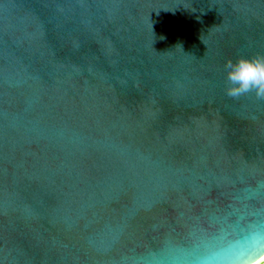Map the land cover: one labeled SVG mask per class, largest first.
<instances>
[{
  "label": "water",
  "instance_id": "1",
  "mask_svg": "<svg viewBox=\"0 0 264 264\" xmlns=\"http://www.w3.org/2000/svg\"><path fill=\"white\" fill-rule=\"evenodd\" d=\"M264 0H0V264H259Z\"/></svg>",
  "mask_w": 264,
  "mask_h": 264
},
{
  "label": "clouds",
  "instance_id": "2",
  "mask_svg": "<svg viewBox=\"0 0 264 264\" xmlns=\"http://www.w3.org/2000/svg\"><path fill=\"white\" fill-rule=\"evenodd\" d=\"M229 88L227 94L238 97L255 91L258 97L264 98V57H239L225 64Z\"/></svg>",
  "mask_w": 264,
  "mask_h": 264
},
{
  "label": "snow or ice",
  "instance_id": "3",
  "mask_svg": "<svg viewBox=\"0 0 264 264\" xmlns=\"http://www.w3.org/2000/svg\"><path fill=\"white\" fill-rule=\"evenodd\" d=\"M262 264H264V258H262Z\"/></svg>",
  "mask_w": 264,
  "mask_h": 264
},
{
  "label": "bare ground",
  "instance_id": "4",
  "mask_svg": "<svg viewBox=\"0 0 264 264\" xmlns=\"http://www.w3.org/2000/svg\"><path fill=\"white\" fill-rule=\"evenodd\" d=\"M259 264H262V262H261V263H259Z\"/></svg>",
  "mask_w": 264,
  "mask_h": 264
}]
</instances>
